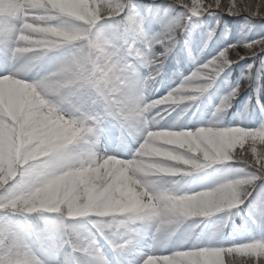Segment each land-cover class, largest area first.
Listing matches in <instances>:
<instances>
[{"label": "clouds", "instance_id": "9594fccd", "mask_svg": "<svg viewBox=\"0 0 264 264\" xmlns=\"http://www.w3.org/2000/svg\"><path fill=\"white\" fill-rule=\"evenodd\" d=\"M0 264H264V0H0Z\"/></svg>", "mask_w": 264, "mask_h": 264}]
</instances>
